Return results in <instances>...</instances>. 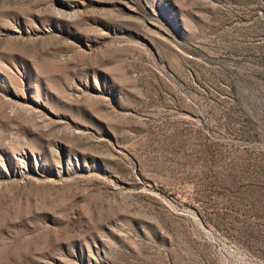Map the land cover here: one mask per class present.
Here are the masks:
<instances>
[{
	"label": "rangeland",
	"instance_id": "rangeland-1",
	"mask_svg": "<svg viewBox=\"0 0 264 264\" xmlns=\"http://www.w3.org/2000/svg\"><path fill=\"white\" fill-rule=\"evenodd\" d=\"M0 264H264V0H0Z\"/></svg>",
	"mask_w": 264,
	"mask_h": 264
}]
</instances>
